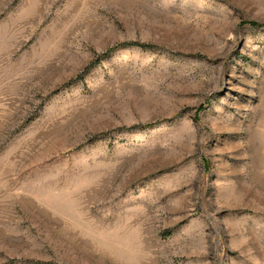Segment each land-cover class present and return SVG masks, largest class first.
<instances>
[{
	"label": "rangeland",
	"instance_id": "1",
	"mask_svg": "<svg viewBox=\"0 0 264 264\" xmlns=\"http://www.w3.org/2000/svg\"><path fill=\"white\" fill-rule=\"evenodd\" d=\"M0 264H264V0H0Z\"/></svg>",
	"mask_w": 264,
	"mask_h": 264
},
{
	"label": "trees",
	"instance_id": "2",
	"mask_svg": "<svg viewBox=\"0 0 264 264\" xmlns=\"http://www.w3.org/2000/svg\"><path fill=\"white\" fill-rule=\"evenodd\" d=\"M252 25L256 26V24H252Z\"/></svg>",
	"mask_w": 264,
	"mask_h": 264
}]
</instances>
